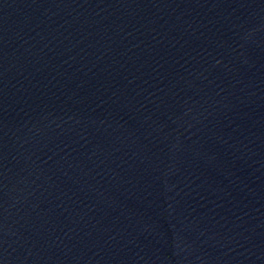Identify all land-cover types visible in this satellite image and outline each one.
<instances>
[{
  "label": "water",
  "instance_id": "1",
  "mask_svg": "<svg viewBox=\"0 0 264 264\" xmlns=\"http://www.w3.org/2000/svg\"><path fill=\"white\" fill-rule=\"evenodd\" d=\"M0 264H264V0H0Z\"/></svg>",
  "mask_w": 264,
  "mask_h": 264
}]
</instances>
